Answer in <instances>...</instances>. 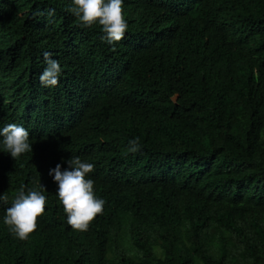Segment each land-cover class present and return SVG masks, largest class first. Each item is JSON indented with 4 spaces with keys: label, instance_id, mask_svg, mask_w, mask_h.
I'll return each mask as SVG.
<instances>
[{
    "label": "trees",
    "instance_id": "1",
    "mask_svg": "<svg viewBox=\"0 0 264 264\" xmlns=\"http://www.w3.org/2000/svg\"><path fill=\"white\" fill-rule=\"evenodd\" d=\"M158 1L123 0L128 27L115 45L84 37L88 51L98 47L102 55L99 91L63 105L89 113L100 133L88 177L106 202L101 230L65 235L52 222L46 192L27 239L8 225L0 232V264H264V0H197L205 17L165 39L148 29ZM72 2L30 0L26 9L0 0V31L20 29L30 16L45 24L39 11L57 14L43 39L57 53L63 29L83 32ZM36 40L35 33L22 38V58ZM42 63L38 52L31 70L13 67L0 47V79L15 88H33ZM58 131L73 129L62 122ZM88 135L73 133L83 155ZM136 137L140 150L131 153ZM48 161L40 156L26 178L0 179L8 197L0 217L21 185L38 186ZM137 199L144 214L125 206Z\"/></svg>",
    "mask_w": 264,
    "mask_h": 264
},
{
    "label": "clouds",
    "instance_id": "2",
    "mask_svg": "<svg viewBox=\"0 0 264 264\" xmlns=\"http://www.w3.org/2000/svg\"><path fill=\"white\" fill-rule=\"evenodd\" d=\"M18 3L26 9L30 7V0H18ZM156 4L158 9L154 13L151 10L148 29L164 39L183 32L186 21H198L206 15L197 0L182 3L159 0ZM70 6L69 11L84 26H81L83 32L70 35L63 29L60 33L65 41L55 43L59 47L57 53L48 52L43 40L46 26L57 14L51 16L39 11L34 14L41 21L45 20V24L37 26L30 16L20 29L11 33L0 31V47L12 59L13 67L27 66L31 70L36 54H43L42 67L32 73L33 88H15L0 79V179L10 181L18 175L26 178L40 156L49 158L38 186L25 191V186L21 185L13 203L5 209V216L0 217V232L8 225L21 240L36 229L37 218L43 215L47 204L46 192L49 199L52 198L49 207L52 222L68 237L101 230L106 208L105 200L94 193V181L88 177L94 171L93 152L98 147L96 135L100 133L89 125L86 118L89 113L63 105L70 99L85 98L99 91L97 74L102 55L98 47L93 52L88 51L84 37L99 35L104 42L115 45L125 35L127 17L123 0H73ZM99 25L104 34L97 29ZM28 33H35L37 40L22 58L18 46ZM40 40H43L41 44ZM68 50L73 52L72 59L66 58ZM62 122L72 127L71 135L58 131ZM75 129L90 134L84 148L87 155L81 153L79 142L73 139ZM139 150V138L130 140L128 151ZM7 200V195H0V201L6 203ZM140 204L137 199L125 206L144 214V206Z\"/></svg>",
    "mask_w": 264,
    "mask_h": 264
}]
</instances>
